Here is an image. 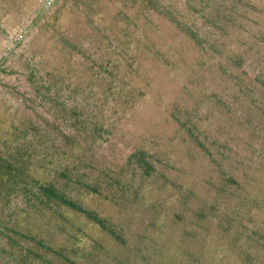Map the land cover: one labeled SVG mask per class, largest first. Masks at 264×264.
<instances>
[{"label": "rangeland", "instance_id": "374dc122", "mask_svg": "<svg viewBox=\"0 0 264 264\" xmlns=\"http://www.w3.org/2000/svg\"><path fill=\"white\" fill-rule=\"evenodd\" d=\"M0 264H264V0H0Z\"/></svg>", "mask_w": 264, "mask_h": 264}, {"label": "built area", "instance_id": "2783aa9c", "mask_svg": "<svg viewBox=\"0 0 264 264\" xmlns=\"http://www.w3.org/2000/svg\"><path fill=\"white\" fill-rule=\"evenodd\" d=\"M54 0H44V7H49L52 5Z\"/></svg>", "mask_w": 264, "mask_h": 264}, {"label": "trees", "instance_id": "16d2710c", "mask_svg": "<svg viewBox=\"0 0 264 264\" xmlns=\"http://www.w3.org/2000/svg\"><path fill=\"white\" fill-rule=\"evenodd\" d=\"M100 223V222H99Z\"/></svg>", "mask_w": 264, "mask_h": 264}]
</instances>
